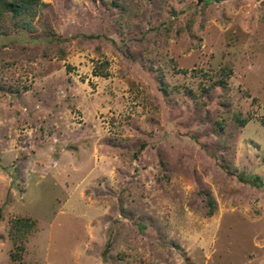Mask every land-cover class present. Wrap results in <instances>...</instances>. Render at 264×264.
I'll return each instance as SVG.
<instances>
[{"label":"rangeland","instance_id":"374dc122","mask_svg":"<svg viewBox=\"0 0 264 264\" xmlns=\"http://www.w3.org/2000/svg\"><path fill=\"white\" fill-rule=\"evenodd\" d=\"M0 18V264H264V0H42Z\"/></svg>","mask_w":264,"mask_h":264},{"label":"trees","instance_id":"16d2710c","mask_svg":"<svg viewBox=\"0 0 264 264\" xmlns=\"http://www.w3.org/2000/svg\"><path fill=\"white\" fill-rule=\"evenodd\" d=\"M42 5V0H0V18L8 12L33 15Z\"/></svg>","mask_w":264,"mask_h":264}]
</instances>
